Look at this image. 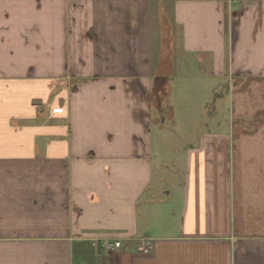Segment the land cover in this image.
Here are the masks:
<instances>
[{
  "label": "crops",
  "instance_id": "0c3cea01",
  "mask_svg": "<svg viewBox=\"0 0 264 264\" xmlns=\"http://www.w3.org/2000/svg\"><path fill=\"white\" fill-rule=\"evenodd\" d=\"M0 264H264V0H0Z\"/></svg>",
  "mask_w": 264,
  "mask_h": 264
},
{
  "label": "rangeland",
  "instance_id": "374dc122",
  "mask_svg": "<svg viewBox=\"0 0 264 264\" xmlns=\"http://www.w3.org/2000/svg\"><path fill=\"white\" fill-rule=\"evenodd\" d=\"M165 44L176 48L180 44L179 35H175V39L171 40V32L165 34ZM172 37V36H171ZM159 41H157L158 45ZM179 55V56H178ZM177 56L183 60L182 54ZM215 82L209 81L207 77L200 78L196 76L179 77L173 87L172 103L174 110L172 114L165 115L166 122L156 127V141L158 149L164 153L168 159L171 157V148L176 147L183 141H197V134H183L192 128L199 129V121L209 120L210 115L213 114L215 98L213 96V89L217 87ZM209 102H204V99L209 95ZM231 120V119H229ZM183 134V135H182ZM185 137V138H183Z\"/></svg>",
  "mask_w": 264,
  "mask_h": 264
},
{
  "label": "built area",
  "instance_id": "2783aa9c",
  "mask_svg": "<svg viewBox=\"0 0 264 264\" xmlns=\"http://www.w3.org/2000/svg\"><path fill=\"white\" fill-rule=\"evenodd\" d=\"M102 248H103V251L106 253V254H109L113 251H117L119 250L121 247H122V240L121 239H115L113 241H110V240H104L101 244ZM141 251L143 253H149L150 250H151V243L149 241H144L143 240V243H142V246H141Z\"/></svg>",
  "mask_w": 264,
  "mask_h": 264
}]
</instances>
